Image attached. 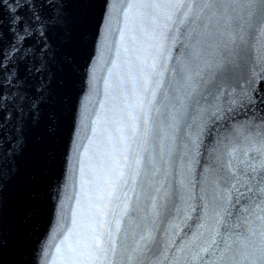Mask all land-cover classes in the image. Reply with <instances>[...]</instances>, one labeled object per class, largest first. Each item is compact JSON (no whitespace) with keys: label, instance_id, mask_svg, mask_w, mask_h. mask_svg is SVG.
Returning a JSON list of instances; mask_svg holds the SVG:
<instances>
[{"label":"snow or ice","instance_id":"1","mask_svg":"<svg viewBox=\"0 0 264 264\" xmlns=\"http://www.w3.org/2000/svg\"><path fill=\"white\" fill-rule=\"evenodd\" d=\"M0 264H264V0H0Z\"/></svg>","mask_w":264,"mask_h":264}]
</instances>
